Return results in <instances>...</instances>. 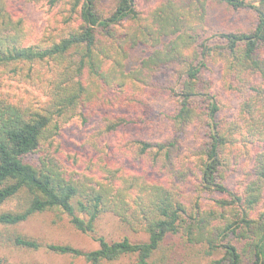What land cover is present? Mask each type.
<instances>
[{
  "label": "trees",
  "instance_id": "trees-1",
  "mask_svg": "<svg viewBox=\"0 0 264 264\" xmlns=\"http://www.w3.org/2000/svg\"><path fill=\"white\" fill-rule=\"evenodd\" d=\"M47 4L65 5L61 32L26 44L27 18L0 0V74L7 70L42 94L26 101L0 92V247L40 249L37 237L17 227L51 212L98 247L49 242L47 249L87 264L123 257L131 264H264V0H158L148 13L138 0ZM219 11H251V25L226 29L221 17L216 21ZM217 63L227 90L242 99L235 120L220 116L207 76ZM164 68L172 72L174 136L137 146L162 176L130 170L102 153L82 163L64 152L57 136L74 118L87 123L102 108L128 111L107 116V133L146 121L139 112L146 106L143 89ZM191 126L206 129L197 154L201 190L221 195L209 208L198 200L188 205L175 188L187 174L180 143ZM238 142L254 156L242 191L225 183L224 154ZM107 215L124 233L102 230ZM0 264L36 263L0 254Z\"/></svg>",
  "mask_w": 264,
  "mask_h": 264
},
{
  "label": "rangeland",
  "instance_id": "rangeland-1",
  "mask_svg": "<svg viewBox=\"0 0 264 264\" xmlns=\"http://www.w3.org/2000/svg\"><path fill=\"white\" fill-rule=\"evenodd\" d=\"M158 0H138L139 8L148 13ZM10 7L15 15H24L30 25L24 43L39 41L46 32L51 30L61 32L64 20L63 10L65 5L49 7L47 0H10ZM217 14V13H216ZM217 16V15H215ZM212 17V16H211ZM224 20L226 29H241L251 25V11H241L232 14L224 12L219 15ZM172 72L169 68L162 69L154 78L152 86L143 89L142 95L146 100L139 112L147 117L146 121H141L138 125L121 127L113 132H105L104 127L108 115L116 113H126L122 109L102 108L93 116L91 121L83 123L79 118L66 123L57 142L60 143L64 152L72 153L81 158L84 163L92 156L102 153L105 160L122 163L126 168L133 171H148L152 175L162 176L158 173L152 162L140 155L137 146L138 140H163L174 136V127L168 118L174 108L175 103L168 94L167 86L172 79ZM208 78L213 82V87L218 93L221 107L220 116L235 120L238 117L240 96L230 92L225 86L222 65L212 64L207 70ZM257 84L259 78H255ZM0 92L15 94L26 101L35 100L40 97L41 92L31 85L18 79H12L7 70L0 74ZM34 94H36L34 96ZM137 112L136 114H138ZM133 114H135L133 112ZM205 127L191 126L183 136L181 141V152L185 159L182 160L185 172L187 173L183 181L175 186L178 197L193 206L198 200L204 208H209L221 195L217 192H207L201 190L199 185L198 152L202 147L206 134ZM238 142L228 146L225 151L226 156V178L225 183L231 190L242 191L249 182L252 175L253 149L243 146ZM179 180V179H178ZM118 220L111 215L102 218L100 226L102 230H109L115 236L124 233L118 226ZM17 229L37 237L42 242V247L37 250H27L17 248L13 245L0 247V254L12 260H26L36 264H87L80 257L61 255L51 252L46 244L49 242L70 243L82 249H93L98 247V243L88 234L76 230L70 225L65 216L56 213H46L32 217L24 222ZM134 239H146L142 233H129ZM130 257H123L119 260L107 262L106 264H131Z\"/></svg>",
  "mask_w": 264,
  "mask_h": 264
}]
</instances>
